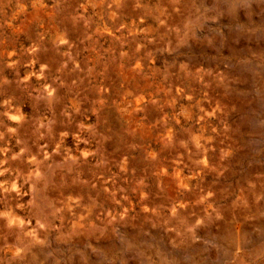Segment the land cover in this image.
<instances>
[{
    "label": "rangeland",
    "instance_id": "rangeland-1",
    "mask_svg": "<svg viewBox=\"0 0 264 264\" xmlns=\"http://www.w3.org/2000/svg\"><path fill=\"white\" fill-rule=\"evenodd\" d=\"M0 264H264V0H0Z\"/></svg>",
    "mask_w": 264,
    "mask_h": 264
}]
</instances>
